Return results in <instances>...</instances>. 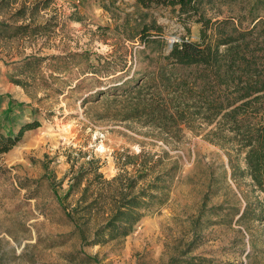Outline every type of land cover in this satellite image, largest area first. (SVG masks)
Returning a JSON list of instances; mask_svg holds the SVG:
<instances>
[{
    "label": "rangeland",
    "instance_id": "1",
    "mask_svg": "<svg viewBox=\"0 0 264 264\" xmlns=\"http://www.w3.org/2000/svg\"><path fill=\"white\" fill-rule=\"evenodd\" d=\"M207 12L248 26L264 0H211ZM139 14L161 25L165 52L198 36L177 6L0 0V128L39 121L0 153V264H264V193L232 178L228 148L198 119L200 133L183 122L165 132L128 117L134 101L103 92L154 70L157 46L133 36ZM121 190L160 201L125 236L97 235Z\"/></svg>",
    "mask_w": 264,
    "mask_h": 264
},
{
    "label": "trees",
    "instance_id": "2",
    "mask_svg": "<svg viewBox=\"0 0 264 264\" xmlns=\"http://www.w3.org/2000/svg\"><path fill=\"white\" fill-rule=\"evenodd\" d=\"M210 1L135 0V5L141 8L177 6L179 13L194 16L200 24L198 36L196 39L184 36L172 42L165 52L167 42L161 25L154 18L146 22L144 15L139 14L133 36L145 45L157 46L155 56L150 58L154 70L147 72L141 82H123V87L112 85L103 92L134 101L128 117L143 118L165 132H171V126L180 131L183 122L194 133H200L190 121L203 122L207 127L204 137L228 148L232 178L245 174L255 189L264 193V16L251 17L250 24L242 26L241 21L235 23L230 18L218 19L208 14ZM54 63L59 68L63 62ZM95 72L96 68L89 71ZM9 110L10 106L6 108ZM38 125V120L25 122L17 134L0 128V153L8 151L25 130ZM239 156L244 161L242 169L234 161ZM149 186L162 188L158 182ZM117 199L97 235L106 231L111 237L125 236L160 201L149 190L137 194L121 190ZM249 207L247 202L239 217ZM259 212L264 217V205L259 206ZM182 264L208 262L201 257H188Z\"/></svg>",
    "mask_w": 264,
    "mask_h": 264
},
{
    "label": "water",
    "instance_id": "3",
    "mask_svg": "<svg viewBox=\"0 0 264 264\" xmlns=\"http://www.w3.org/2000/svg\"><path fill=\"white\" fill-rule=\"evenodd\" d=\"M169 46H171V43L169 44Z\"/></svg>",
    "mask_w": 264,
    "mask_h": 264
}]
</instances>
